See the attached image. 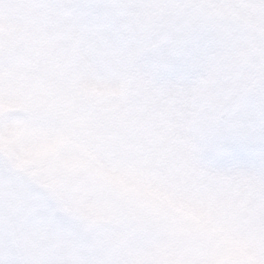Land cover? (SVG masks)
Masks as SVG:
<instances>
[{
    "label": "clouds",
    "instance_id": "1",
    "mask_svg": "<svg viewBox=\"0 0 264 264\" xmlns=\"http://www.w3.org/2000/svg\"><path fill=\"white\" fill-rule=\"evenodd\" d=\"M0 264H264V0H0Z\"/></svg>",
    "mask_w": 264,
    "mask_h": 264
}]
</instances>
